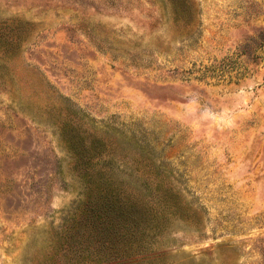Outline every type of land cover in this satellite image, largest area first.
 Returning a JSON list of instances; mask_svg holds the SVG:
<instances>
[{
  "label": "rangeland",
  "instance_id": "1",
  "mask_svg": "<svg viewBox=\"0 0 264 264\" xmlns=\"http://www.w3.org/2000/svg\"><path fill=\"white\" fill-rule=\"evenodd\" d=\"M101 179L123 261L264 264V0H0V264L112 263Z\"/></svg>",
  "mask_w": 264,
  "mask_h": 264
},
{
  "label": "trees",
  "instance_id": "2",
  "mask_svg": "<svg viewBox=\"0 0 264 264\" xmlns=\"http://www.w3.org/2000/svg\"><path fill=\"white\" fill-rule=\"evenodd\" d=\"M98 187H102L100 193L94 201L89 202L84 241H88L87 247L90 248V253L112 252L109 257L114 260L108 264H129L122 259L129 256L128 252L133 247L148 249L142 244L136 245L135 241L139 235L146 236L147 229L150 231L156 228L152 225L151 210L141 208L139 203L125 191L109 189L104 179L98 181ZM106 256L102 255V258Z\"/></svg>",
  "mask_w": 264,
  "mask_h": 264
}]
</instances>
